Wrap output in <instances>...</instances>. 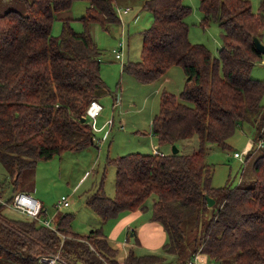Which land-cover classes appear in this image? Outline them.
I'll return each mask as SVG.
<instances>
[{
	"label": "trees",
	"instance_id": "1",
	"mask_svg": "<svg viewBox=\"0 0 264 264\" xmlns=\"http://www.w3.org/2000/svg\"><path fill=\"white\" fill-rule=\"evenodd\" d=\"M87 1L79 17L83 29H74L71 17L59 16V34L51 32L53 20L73 0H23L24 12L0 13V163L13 183L0 184V197L11 191L5 202L24 191L16 183L38 160L95 143L86 107L108 89L100 74V49L86 26L98 23L108 30L118 23L120 0ZM142 6L152 21L141 31L139 58L124 62L122 71L150 82L173 64L182 67V89L178 94L161 90L150 129L160 145L178 146L194 136L196 148L107 156L115 169L114 194L100 185L85 203L106 221L156 194L150 218L167 234L164 253L130 249L120 262L101 227L78 233L70 228V212L51 226L25 214L9 217L0 202V264H30L58 249L65 264H191L197 252L217 264L230 257L232 264H264V151L253 159L249 184L213 185L205 160L209 143L229 147L238 125L259 110L253 141L264 137V79L251 75L255 62L264 59L253 41L264 30V0L257 11L249 0H198L201 26L215 20L221 28L217 57L188 38L185 16L191 6L184 0H142ZM253 151L254 143L246 157ZM205 194L214 199L212 205ZM44 213L41 203L39 218Z\"/></svg>",
	"mask_w": 264,
	"mask_h": 264
},
{
	"label": "rangeland",
	"instance_id": "2",
	"mask_svg": "<svg viewBox=\"0 0 264 264\" xmlns=\"http://www.w3.org/2000/svg\"><path fill=\"white\" fill-rule=\"evenodd\" d=\"M249 1L252 11H257L261 0ZM184 2L191 6L190 12L185 16V21L188 23V38L190 41L205 44L217 57L221 46V28L218 22L212 20L207 26L202 27L200 24L202 13L198 7V0H184ZM87 4V0H73L68 10L56 14L51 32L59 34L61 29L59 16L65 15L72 18L71 25L74 29L82 30L83 24L79 17L84 14ZM24 6L23 0H0V13L9 8L24 12ZM128 6L130 8L127 13L118 11L120 21L112 24L108 30L98 23H89L86 26L100 49V74L109 89L99 100L102 109L94 120V126L91 125L95 143L65 150L48 159L38 160L34 167L23 171L21 179L16 183L17 189L31 193L42 203L45 210L42 217L49 219L52 224L56 223L62 213H73L70 228L78 233H87L95 227H101L104 222L85 203V197L100 185L107 195L113 196L115 169L113 164L107 162V156L113 157L132 151L152 152V145L159 147L160 150L171 151L172 144L157 143L156 137L151 132L150 123L153 114L159 108L161 90L166 89L178 94L182 89L183 69L179 64H173L159 78L150 82H139L130 73L122 71L121 66L124 62L139 58L141 31L152 21L151 11L138 5V2H131ZM260 41L264 44V30H262ZM120 42H123L122 58L118 59L114 56L113 49H118ZM251 75L264 79V59L255 62L251 68ZM261 104L264 106V94ZM261 113L262 111L259 110L258 115L253 114L249 116V120L242 121V124L238 125L227 140L229 147L222 148L215 143L208 144L205 160L212 168L213 185L220 186L228 183L233 186L237 183L249 184L253 180L251 167L253 159L264 151V137L253 141L256 133L255 120L260 117ZM109 118L111 121L108 123ZM87 120L91 124L93 118L88 116ZM262 126L264 129V120ZM99 128L102 129L99 130ZM253 143L254 151L246 157V152ZM177 145L182 153H189L195 150L196 139L194 136L181 139ZM235 151H243L242 156H234ZM11 180L7 176V170L0 163V184L3 183L6 186L7 181H10L9 186H13ZM10 192L8 189L5 190L1 193V197L6 200L10 197ZM61 195L68 198L69 204L57 207L55 203ZM155 198L156 194L153 193L142 203L140 209L143 216L150 214L151 204ZM1 211L9 217L24 216L9 204V200L5 202ZM113 221L114 219L103 225L105 232H108ZM123 238L124 232L118 240ZM132 244L125 242L118 244V241H112V246L117 249L115 257L118 260L122 258L124 250L132 248ZM145 248L146 246L143 245L135 251L137 253H164L162 247H159L157 251ZM228 260H224L222 264H232V257L230 261ZM7 264L22 263L8 262Z\"/></svg>",
	"mask_w": 264,
	"mask_h": 264
},
{
	"label": "crops",
	"instance_id": "3",
	"mask_svg": "<svg viewBox=\"0 0 264 264\" xmlns=\"http://www.w3.org/2000/svg\"><path fill=\"white\" fill-rule=\"evenodd\" d=\"M135 1L138 2V5L142 6V0H120L119 5L120 6L124 5V7L118 6V7H120L119 8L120 12L127 13V10L130 8L128 5H131V2H135ZM126 7H128V8L126 10H123ZM121 69H122V66H121ZM108 91H109V89H108ZM104 95H105V93H103L101 96H99L97 98V101L99 102V100ZM100 129H102V128H99V130ZM155 149H159V147L152 145V152H155ZM166 149H167V147H166ZM161 151L167 152V150H164V149H162ZM150 215H151V210H150L149 215L143 216L142 210L140 208H137V209L132 210V211H125V212L119 213L118 216H116L115 218H112V219H114V221L110 225L111 227L108 230V232L104 231L103 225L112 219L104 221L101 225V228H102V231L104 232L106 238L108 239V241L111 245H112V241H118V244H121L123 242L128 243V244L133 243L134 246L132 244V248H130V249L135 254H145L146 253V252L137 253L135 251V249L140 248L143 245L146 246L145 249H147V250L157 251L158 248L162 247L163 243L166 241L167 235H166V232H165L164 228L162 227V225H160L158 222L152 220L150 218ZM123 232H124V238L122 240H118L119 236ZM130 249L124 250V253L121 256L122 258L119 259L120 262H122L123 258L127 255L128 251ZM144 251H146V250H144ZM199 258L209 261V258L205 253H199ZM172 259H173L172 255L167 256V260H172Z\"/></svg>",
	"mask_w": 264,
	"mask_h": 264
},
{
	"label": "built area",
	"instance_id": "4",
	"mask_svg": "<svg viewBox=\"0 0 264 264\" xmlns=\"http://www.w3.org/2000/svg\"><path fill=\"white\" fill-rule=\"evenodd\" d=\"M127 8L128 7H126L123 10H126ZM118 11H120V9H118ZM119 45L120 46L118 47V49L117 48L113 49L114 56L118 59L122 58L123 42H120ZM101 109H102V105L96 99H93L88 103L86 107V115L93 118L91 125L94 126V120L96 116L100 113ZM110 121L111 119L109 118L108 123ZM94 128L97 129L96 127ZM155 152H160V151H157L155 149ZM242 152L235 151L233 154L236 157H241ZM0 202L5 203V200L0 197ZM9 204L17 211L25 215L37 218L39 221H41L46 225L51 226L52 224L51 221L47 218L44 219L39 218L38 215L41 208V202L37 198H35L31 193H28L26 191H17L12 195L11 199L9 200ZM68 204L69 201L65 195H61L58 198L57 202L55 203L57 207ZM65 263L66 262L58 249L52 252H46L44 254H41L40 256L37 257L35 261H33L30 264H65ZM191 264H217V263L199 258V253L197 252L192 257Z\"/></svg>",
	"mask_w": 264,
	"mask_h": 264
},
{
	"label": "water",
	"instance_id": "5",
	"mask_svg": "<svg viewBox=\"0 0 264 264\" xmlns=\"http://www.w3.org/2000/svg\"><path fill=\"white\" fill-rule=\"evenodd\" d=\"M253 41H254L256 48L259 51L264 52V44L260 41V39L256 35H253ZM84 118H85L84 116H81L82 121L84 120ZM171 151L174 153L177 152L178 147L175 144H172L171 145ZM205 197L207 199V204L212 205L214 202V199L212 197L208 196L207 194H205Z\"/></svg>",
	"mask_w": 264,
	"mask_h": 264
}]
</instances>
